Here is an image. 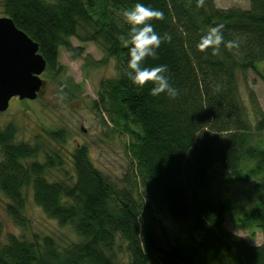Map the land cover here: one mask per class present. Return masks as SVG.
<instances>
[{"label": "trees", "instance_id": "obj_1", "mask_svg": "<svg viewBox=\"0 0 264 264\" xmlns=\"http://www.w3.org/2000/svg\"><path fill=\"white\" fill-rule=\"evenodd\" d=\"M137 2L2 1L4 18L38 44L47 72L64 71L61 48L74 60L82 57L85 49L74 47L73 38L93 43L105 54L101 61L88 60L87 67L115 59L118 75L101 83L99 101L110 110L111 121H125L133 138L128 151L151 198L137 192V182L121 188L108 180L80 146L72 155L75 183L51 182L47 173L63 167L62 156L45 153L41 138L34 146L17 144L16 129L0 126V192L10 202L11 220L24 227L26 192L32 189L35 205L80 239L61 250L52 238L10 235L0 245V264H125L119 260L121 252L128 257L126 264H264V242L251 246L226 229L233 206L213 185V170L221 167L250 186L247 195L255 210L243 223L261 231L264 240V149L253 134L264 132V112L251 92L253 126L237 80L238 74L252 70L264 81V67H257L264 62V0H250L248 10L219 9L214 0H139L163 12V19L151 21L163 38L157 57L143 63L166 65L175 98L153 96L151 81L141 88L126 74L129 56L123 41L129 25L116 15ZM218 24L224 25L225 42L236 40L239 47L222 43L216 54L211 47H198ZM59 87L71 98L80 93L72 81ZM48 138L62 144L65 133L49 132ZM149 198L166 214L169 226L156 216ZM2 233L0 223V240Z\"/></svg>", "mask_w": 264, "mask_h": 264}, {"label": "rangeland", "instance_id": "obj_2", "mask_svg": "<svg viewBox=\"0 0 264 264\" xmlns=\"http://www.w3.org/2000/svg\"><path fill=\"white\" fill-rule=\"evenodd\" d=\"M2 1L0 0V18H4ZM214 2L219 9H250V0H214ZM117 15L119 21L125 22L122 14L121 16ZM70 42L74 47L85 49L82 57L74 60L64 48H61L59 66L64 71L62 73L61 71L60 73L45 71L41 76L44 85L36 100L12 99L9 109L0 114V126L6 128L12 125L16 129L17 144L34 146L37 144L38 138H41L42 143L40 144L46 147L45 153L62 156L63 167L47 173V178L51 182L75 183L72 155L75 149L80 146L87 149L94 167L108 180L121 188L129 185L135 186L137 182V192L143 197L151 198L150 190L141 173L136 169L128 151V146L133 138L126 131L125 121L119 119L111 121L110 110L104 109L99 101L101 83L116 79L118 75L117 62L115 59H110L105 66L87 67L88 60L101 61L105 58V54L93 43L83 44L75 38ZM257 67L262 69L264 62L258 64ZM237 80L242 104L249 114L252 125L255 126L256 118L250 94L254 93L264 112V81L252 70L238 74ZM67 81H72L74 85L80 86V93L76 97L71 98L60 89L59 83ZM128 123L131 130L139 132L134 123ZM57 131L65 133V142L62 144L48 138L49 132ZM253 134L254 142H261L262 144H259L263 145L264 149V132L259 135ZM41 160L43 161V159ZM213 185L215 191L221 192L223 198L233 206L231 215L226 218V229L246 240L251 246L263 245L262 232L243 223L255 210L254 200L247 195L250 186L239 183L221 167H216L213 170ZM26 197V208L22 214L24 227L21 229L9 217L7 206L10 202L0 192V223L3 227L0 245L5 244L10 235L17 238L24 236L29 240L52 238L61 250L70 248L74 243H79L80 239L70 227H60L56 221L50 220L35 205L32 189L27 190ZM150 202L156 216L165 226H169L170 222L167 220L166 214L159 210L160 208L154 200L150 199ZM127 258L125 253H119L120 262L128 263Z\"/></svg>", "mask_w": 264, "mask_h": 264}, {"label": "clouds", "instance_id": "obj_3", "mask_svg": "<svg viewBox=\"0 0 264 264\" xmlns=\"http://www.w3.org/2000/svg\"><path fill=\"white\" fill-rule=\"evenodd\" d=\"M123 18L129 25L128 37L123 41V46L128 50L129 59L127 61V76L133 85L143 88L146 83L151 81L153 86L150 94L153 96L161 93L167 94L171 98L177 95V89L173 88L169 82L166 65H157L154 67L144 66L147 57H157L162 37L154 29L152 20L163 19V12L157 9L146 7L138 2L133 8L126 9L123 12ZM224 25L218 24L211 27L206 34L201 37L198 47L201 50L211 47L214 54L219 53L220 45L223 43L226 48L239 47L236 40L225 42L223 35ZM170 39V37H168Z\"/></svg>", "mask_w": 264, "mask_h": 264}, {"label": "water", "instance_id": "obj_4", "mask_svg": "<svg viewBox=\"0 0 264 264\" xmlns=\"http://www.w3.org/2000/svg\"><path fill=\"white\" fill-rule=\"evenodd\" d=\"M47 63L39 46L10 18H0V114L12 99L34 101L42 91Z\"/></svg>", "mask_w": 264, "mask_h": 264}]
</instances>
